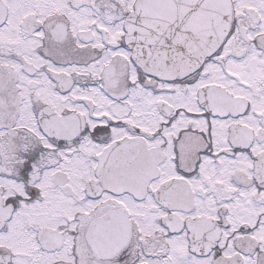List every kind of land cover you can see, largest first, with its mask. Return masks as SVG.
<instances>
[{
  "label": "snow or ice",
  "instance_id": "obj_1",
  "mask_svg": "<svg viewBox=\"0 0 264 264\" xmlns=\"http://www.w3.org/2000/svg\"><path fill=\"white\" fill-rule=\"evenodd\" d=\"M0 264H264V0H0Z\"/></svg>",
  "mask_w": 264,
  "mask_h": 264
}]
</instances>
